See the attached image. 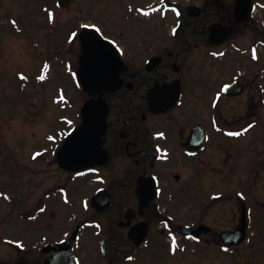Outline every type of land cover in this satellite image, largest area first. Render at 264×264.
Segmentation results:
<instances>
[{
	"label": "flooded vegetation",
	"instance_id": "obj_1",
	"mask_svg": "<svg viewBox=\"0 0 264 264\" xmlns=\"http://www.w3.org/2000/svg\"><path fill=\"white\" fill-rule=\"evenodd\" d=\"M109 1L0 0V62L6 60L0 82L13 83L10 96L20 101L41 96L47 84L65 94L69 79L79 95L74 130L85 125L82 107L89 103L98 150L91 165L78 169L60 161L67 126L57 150L44 147L57 140L52 132L35 138L32 145L39 147L22 155L11 138L0 136V253L6 242L17 249L16 264H35L34 251L4 237V225L20 221L29 230L43 209L51 217L44 240L70 241L79 264L85 257L92 264V256L96 264H264L258 253L261 248L264 255V199L254 191L264 177L260 73L244 72L239 62L228 65L234 70L228 74L196 72L199 65L212 69L210 60L235 52L231 47L242 52L240 23L250 18L252 5L238 4L234 13L218 0H175L168 10L176 19L165 40L152 33L162 27H144L137 41L126 38L133 50L127 55L95 19ZM117 1L125 17L148 18L145 3L132 8L129 0ZM193 5L203 9L198 17L189 15ZM93 30L117 59L103 58L111 88L86 93L83 36ZM14 62L31 66L11 71ZM29 84L34 88L26 91ZM40 160L44 170L35 169ZM37 186H44L39 200ZM0 264L10 263L0 255Z\"/></svg>",
	"mask_w": 264,
	"mask_h": 264
},
{
	"label": "rangeland",
	"instance_id": "obj_2",
	"mask_svg": "<svg viewBox=\"0 0 264 264\" xmlns=\"http://www.w3.org/2000/svg\"><path fill=\"white\" fill-rule=\"evenodd\" d=\"M141 2L142 4H146L147 8V16L148 18H140L131 16V19L125 17L123 13V6H120V2L117 0H110L107 2V4H101L98 8L97 15L95 19L100 23V26L109 33V35L114 36L118 38L121 41V45H125L127 55H130L132 53V48L127 43L126 38H130L131 40L137 41L139 38V32L144 27L147 28L148 31L151 30H157L156 26H159L163 28V30H159L157 32H152L155 35H158L161 39V41L165 40V37H167V29L170 28L172 23L175 22L176 17H174L173 11L168 10L169 4H173L175 0H129L128 2H131V7L135 8L136 4L134 2ZM181 1L184 4H190L193 3V1L188 0H176ZM219 2L224 3L225 8L233 10L235 13L238 9V4L244 5V4H251L252 7L250 9V18L247 20H243L242 23V32L239 34V42L240 46L242 47V52L238 51L235 47L232 50H235V52L230 51L225 58L220 59L218 62H214L210 60V66L212 69H209L208 67H205L203 70L202 65H199L196 69V72H209L212 75L213 74H228L227 70L230 72H233L234 70L228 69V65L233 63L232 67L235 66L234 63H242L243 71L244 72H259L260 73V83H261V109H260V115L262 117V122L264 126V29L262 28V25L264 26V0H218ZM86 2L85 8L90 5L89 2ZM200 3H205L206 1L202 0L199 1ZM89 3V4H88ZM164 4V7L162 6L161 12H156L158 9L159 4ZM144 4V5H145ZM91 7V6H89ZM223 8V7H222ZM111 9L113 11H117L116 13L111 12ZM150 9H153L152 11ZM150 10V11H149ZM166 15V16H164ZM214 17V16H213ZM87 18V17H86ZM215 18V17H214ZM218 18V17H216ZM188 20L189 17H188ZM174 21V22H173ZM195 25L199 24L198 21L194 22ZM191 24V21H190ZM235 24V23H234ZM199 30L202 29V24L198 25ZM106 33V32H105ZM258 40V42L254 41ZM238 51V52H237ZM256 52L259 54V60L254 59L251 60V55L255 57ZM255 54V55H254ZM257 54V55H258ZM141 55L144 57V53H141ZM6 60L1 59L0 63L5 62ZM208 61V60H207ZM257 61V62H256ZM6 64V63H5ZM2 64H0L1 66ZM11 71H14V69H22L26 70L27 66L31 65H22L18 64L17 62L9 63L8 64ZM14 68V69H12ZM229 78V77H228ZM2 86L0 85V90L3 89L9 93L4 94L0 91V124L4 125V128H0V136L9 137L10 142L12 146L18 150V153L22 155V153H28L30 154L31 151L38 148L39 145H37V142L32 145V141L35 138L38 137H45L47 134L52 132V135L59 136L57 133L60 132L61 129L66 127V121L61 120V115H64L65 119L71 120V124H69L67 131L70 132L71 128H73L74 124L77 123V120L80 117V106L79 101V95L76 96L75 93V86L71 83V81L68 79L67 83V92L62 95H56L57 93L54 92V88L51 84H47V86H44L42 90H45L46 94L43 93L44 96H35V97H26L21 98L20 101L16 100L17 97L10 96V93L12 94L16 87L13 83H11L8 80H3V82H0ZM30 86V87H29ZM29 86H26L24 89L26 91L32 90L31 84ZM51 88V90H50ZM88 96L87 98H89ZM83 99V103L87 99ZM245 99V98H244ZM73 100V101H72ZM75 103V106H70L72 103ZM71 103V104H70ZM73 103V104H74ZM78 103V105H77ZM72 104V105H73ZM20 106H27L30 111H24L20 109ZM25 108V107H24ZM26 109V108H25ZM66 111V112H65ZM65 112V113H64ZM8 127V128H7ZM45 135V136H44ZM61 137V135H60ZM44 147L46 148H53L57 150V142L54 143H48L44 142ZM61 144V143H60ZM32 145V147H31ZM11 146V147H12ZM60 146V145H59ZM43 147V148H44ZM45 163L43 160H40V162L35 164V169H42L45 168ZM38 185V184H37ZM256 186L254 191H257L258 195L260 196V199H264V177L258 176V179L256 180V183L254 184ZM38 191V200L40 199L43 191L44 186L40 187L37 186ZM62 212V210L58 209ZM66 210H63L65 212ZM68 215V211H66V216ZM50 215L41 213L39 216V219L36 220L34 224L31 225V228L27 230V225H24L23 222L20 221H13L12 225H4V237H11L10 239L14 240V242L17 240L16 246H23L24 248H27L26 250H31V254L34 251L35 254V264H39V262H42V260L45 257V254L43 252H40L38 248L42 245H44L43 236L46 235L44 231V225L46 222L51 220ZM63 215L59 214L56 215V218L53 220V223L57 225L61 217ZM18 222V223H17ZM47 241V240H46ZM13 242V243H14ZM12 244V242H11ZM15 246V247H16ZM35 249H31V248ZM16 252V248H13L9 246L8 243L5 242L2 251L0 253L1 258L3 261H7L10 264H16L15 260H12V254ZM263 249L258 248L259 257H264L260 251ZM87 251V250H85ZM85 253H82V255ZM10 257V258H9ZM229 264H238L237 262H233L232 259H228ZM85 264H90L88 261V258H84ZM92 264L97 263L96 258L94 260L93 256L91 257ZM263 264V263H262Z\"/></svg>",
	"mask_w": 264,
	"mask_h": 264
},
{
	"label": "water",
	"instance_id": "obj_3",
	"mask_svg": "<svg viewBox=\"0 0 264 264\" xmlns=\"http://www.w3.org/2000/svg\"><path fill=\"white\" fill-rule=\"evenodd\" d=\"M83 47L85 52V71L81 80L85 89L96 92L98 91L97 89L111 88L112 81L105 74L107 73L105 68L109 65V61H104L103 58H107L108 60L113 58L116 60L117 55L115 50L92 32L86 33L83 36ZM97 71L100 73L99 76L94 74ZM83 113L85 115V125L76 131L65 143L60 154L62 160L71 164L73 167L93 163L98 152L94 131L95 124L97 123L95 110L88 103L84 106ZM84 136L86 137L83 138ZM50 247L49 245L45 250H48ZM59 250V253L47 258L44 264H77L70 251L69 244H59Z\"/></svg>",
	"mask_w": 264,
	"mask_h": 264
},
{
	"label": "snow or ice",
	"instance_id": "obj_4",
	"mask_svg": "<svg viewBox=\"0 0 264 264\" xmlns=\"http://www.w3.org/2000/svg\"><path fill=\"white\" fill-rule=\"evenodd\" d=\"M13 23H15V22H13ZM44 77L42 76V77H40V79H43ZM232 135H240V133H233Z\"/></svg>",
	"mask_w": 264,
	"mask_h": 264
}]
</instances>
